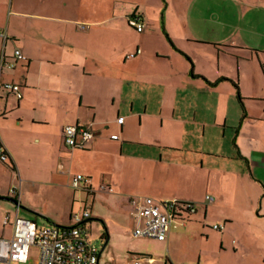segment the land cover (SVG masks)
<instances>
[{
	"label": "crops",
	"instance_id": "0c3cea01",
	"mask_svg": "<svg viewBox=\"0 0 264 264\" xmlns=\"http://www.w3.org/2000/svg\"><path fill=\"white\" fill-rule=\"evenodd\" d=\"M229 1L204 0L196 9V0H0L1 77L21 92L0 88L9 156L0 162V238L11 237L16 214L39 228L60 225L56 213L15 200L10 190L21 181L41 189L102 173L104 193L125 196L120 212L150 252L127 250L119 261L105 233L98 264H128L132 255L154 264H220L227 246L264 259V81L255 77L252 92L240 88V100L229 83L238 88L241 62L264 75V0ZM134 16L141 32L128 23ZM65 125L87 126L94 139L70 148ZM141 195L190 202L196 211L173 222L163 241L136 237L130 198ZM250 235L255 249L245 245Z\"/></svg>",
	"mask_w": 264,
	"mask_h": 264
},
{
	"label": "built area",
	"instance_id": "2783aa9c",
	"mask_svg": "<svg viewBox=\"0 0 264 264\" xmlns=\"http://www.w3.org/2000/svg\"><path fill=\"white\" fill-rule=\"evenodd\" d=\"M130 26L141 32L143 23L140 17L134 16L128 20ZM81 28L83 26L81 25ZM16 58H22L18 49L14 51ZM131 53L128 57H133ZM4 59L0 60V88L13 93L17 98L21 97L20 86L13 83L3 82L1 77ZM12 66V64H9ZM123 119H117L122 123ZM63 140L70 148H84L94 139L93 131L83 125H65L62 129ZM8 153L0 138V162L8 160ZM74 189H84L88 193L95 191L107 192L110 187L106 183H99L96 188L92 181L80 173L74 175L70 181ZM15 200L21 201L20 185L11 190ZM210 202L212 196H206ZM132 204L131 224L133 235L163 241L168 231L176 220H182L184 216L193 214L196 210L192 203L165 200L159 201L150 196H133L130 198ZM90 217V211L84 209L82 213H72L74 224L65 227H37L35 223L17 214L12 223V235L9 238H0V264L26 263L32 246L38 250L37 264H98L99 247L95 242L88 240V233L80 224ZM183 221V220H182ZM8 222V215L4 223ZM214 229H222L223 225H213ZM128 264H154L151 257L147 255H132Z\"/></svg>",
	"mask_w": 264,
	"mask_h": 264
},
{
	"label": "rangeland",
	"instance_id": "374dc122",
	"mask_svg": "<svg viewBox=\"0 0 264 264\" xmlns=\"http://www.w3.org/2000/svg\"><path fill=\"white\" fill-rule=\"evenodd\" d=\"M165 2V1H164ZM166 3V2H165ZM204 0H196L195 8H203ZM230 7H234L236 3L229 1ZM166 38V36L164 35ZM170 42V40H168ZM182 44L188 49H193V45L186 42ZM199 51V50H197ZM201 51H205L202 49ZM240 82H238V88H236L235 83L229 80L230 85L235 89V94H239V89H243V92L249 87V91L252 92V84L254 83L255 77L258 81H264V75L262 69H258L257 65L251 62H241L240 63ZM232 83V84H231ZM243 97L242 95H240ZM90 160L92 168L96 167V158H93L91 154L86 156ZM109 163V161H108ZM100 165V164H99ZM66 179V178H65ZM63 179L60 184H55L52 186H46L40 188H30V185L25 181H21L20 184V196L22 204L24 203H35L42 206V208L47 211H52L57 214L60 220V225L68 226L70 224L69 214L71 213H82L83 210L90 209L91 215L85 221L86 230L90 234V238L101 248L104 244L101 235L105 238V233L111 236V241L109 247H111L110 252L116 259L122 261L127 256L126 251H136V252H150V243L141 239L135 238L131 235L129 227L130 223L126 212H120L119 203L121 200L125 199V196L120 194L104 193L101 191H96L94 195L86 196V192L83 189H74L69 183ZM93 186L95 187L99 183H106L109 181V176L103 175L102 173H96L92 176ZM91 180V181H92ZM98 183V184H97ZM9 211L15 210V205L11 201L2 200ZM86 202V205H85ZM118 204V205H117ZM89 210V211H90ZM19 214L24 216V209H20ZM37 224L39 225H51V223L44 218L34 217ZM200 239V238H199ZM253 237L250 235L245 241L248 248H254L257 245L253 242ZM214 241L209 238L208 242L205 244V248L208 253L206 256L207 262L213 261L215 258V249L213 246ZM212 246V247H210ZM254 246V247H253ZM257 247V246H256ZM248 251V252H247ZM250 250H245L243 253L239 251L236 254H232L231 248L228 246L223 253L219 254L220 264H234V260L243 261L245 264H264V259L262 257H257ZM214 252V253H213ZM252 254V255H251ZM211 256V259H209ZM38 257V250L36 247L32 246L30 249V258L25 264H36ZM239 261V262H240ZM16 264V263H11Z\"/></svg>",
	"mask_w": 264,
	"mask_h": 264
},
{
	"label": "water",
	"instance_id": "95a60500",
	"mask_svg": "<svg viewBox=\"0 0 264 264\" xmlns=\"http://www.w3.org/2000/svg\"><path fill=\"white\" fill-rule=\"evenodd\" d=\"M55 225V224H54ZM56 226H58V227H60L61 225H56ZM105 243H106V241H105ZM105 243L102 245V247L99 249V254H100V252L104 249V247H105Z\"/></svg>",
	"mask_w": 264,
	"mask_h": 264
},
{
	"label": "trees",
	"instance_id": "16d2710c",
	"mask_svg": "<svg viewBox=\"0 0 264 264\" xmlns=\"http://www.w3.org/2000/svg\"><path fill=\"white\" fill-rule=\"evenodd\" d=\"M235 86H236V88H237V85L235 84ZM238 99L240 100V96H239V94H238ZM84 190V189H83ZM84 191H86V190H84ZM87 192V191H86ZM88 193V192H87ZM91 194H93V193H91ZM82 224V223H81Z\"/></svg>",
	"mask_w": 264,
	"mask_h": 264
}]
</instances>
